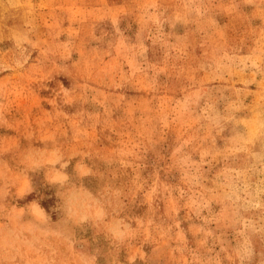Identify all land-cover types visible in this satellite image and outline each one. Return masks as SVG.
<instances>
[{
  "label": "rangeland",
  "instance_id": "rangeland-1",
  "mask_svg": "<svg viewBox=\"0 0 264 264\" xmlns=\"http://www.w3.org/2000/svg\"><path fill=\"white\" fill-rule=\"evenodd\" d=\"M0 264H264V0H0Z\"/></svg>",
  "mask_w": 264,
  "mask_h": 264
}]
</instances>
